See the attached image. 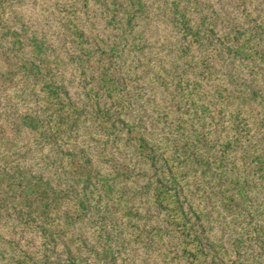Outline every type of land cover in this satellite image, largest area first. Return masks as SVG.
<instances>
[{
    "label": "trees",
    "instance_id": "obj_1",
    "mask_svg": "<svg viewBox=\"0 0 264 264\" xmlns=\"http://www.w3.org/2000/svg\"><path fill=\"white\" fill-rule=\"evenodd\" d=\"M44 5L58 42L0 0L38 85L0 109V264H264V0Z\"/></svg>",
    "mask_w": 264,
    "mask_h": 264
},
{
    "label": "rangeland",
    "instance_id": "obj_2",
    "mask_svg": "<svg viewBox=\"0 0 264 264\" xmlns=\"http://www.w3.org/2000/svg\"><path fill=\"white\" fill-rule=\"evenodd\" d=\"M19 11L23 13L24 22L29 26H34L38 29L41 35L46 38L47 41H57V38H60V32H57V28L55 24H53V20L49 19V16L44 13L48 9L46 5V0H11ZM157 38L161 37L160 35L156 36ZM70 73H66L65 77H69ZM76 82V81H73ZM37 86L34 87L33 79L28 76L19 77L18 75L14 78V80L7 85L5 81L0 78V109H5L6 111L12 112L14 108L24 109L35 107L36 106V96L38 95ZM72 93V92H71ZM75 93V94H74ZM72 93V97L75 100V95L77 96L79 93L74 92ZM83 96V94H82ZM82 105V100L79 102V106ZM3 107V108H2ZM54 157H41L39 161H34V165L37 167H41V165H45V163L52 162ZM51 168H49V172L53 175V177H59V179L63 180L62 178L63 173L55 168L53 165L50 164ZM2 227H9V225L2 226ZM1 229V228H0ZM4 229H1L6 232ZM11 227L8 228L10 230ZM95 226H86L85 229L81 228L83 237H86L87 240L91 239L94 242L95 247L100 250L102 241L101 238H96V234H94ZM89 238V239H88ZM137 257V261L139 262L140 259L143 257V252L141 250H137L135 253ZM163 260L159 259V263H162Z\"/></svg>",
    "mask_w": 264,
    "mask_h": 264
}]
</instances>
